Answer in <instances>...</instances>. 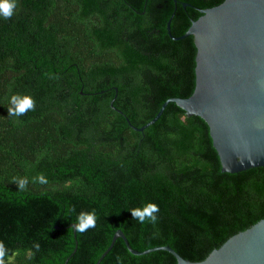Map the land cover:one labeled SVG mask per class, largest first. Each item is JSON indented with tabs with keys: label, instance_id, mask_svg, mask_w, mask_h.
Segmentation results:
<instances>
[{
	"label": "trees",
	"instance_id": "trees-1",
	"mask_svg": "<svg viewBox=\"0 0 264 264\" xmlns=\"http://www.w3.org/2000/svg\"><path fill=\"white\" fill-rule=\"evenodd\" d=\"M223 1L16 0L13 16H0L5 264H96L117 229L136 250L169 245L200 261L264 218V166L222 171L203 118L175 102L143 131L125 118L141 127L167 99L193 93L194 36L172 39L167 22L174 15L180 36L200 9ZM13 95L31 96L35 110L10 116ZM19 178L28 180L23 191ZM149 202L157 222L133 219L130 210ZM93 210L96 226L76 231L77 216ZM99 264L177 258L133 254L117 238Z\"/></svg>",
	"mask_w": 264,
	"mask_h": 264
},
{
	"label": "water",
	"instance_id": "water-1",
	"mask_svg": "<svg viewBox=\"0 0 264 264\" xmlns=\"http://www.w3.org/2000/svg\"><path fill=\"white\" fill-rule=\"evenodd\" d=\"M200 11L202 14L180 36L171 32L174 15L167 22L172 39L194 36L197 54L193 93L167 99L141 127L125 118L135 130L143 131L160 118L168 103L175 102L187 115L200 116L207 122L222 171L235 173L264 166V0H224ZM117 238L137 255L167 250L177 258V264H264V218L232 235L200 261L182 257L169 245L136 250L117 229L96 264Z\"/></svg>",
	"mask_w": 264,
	"mask_h": 264
},
{
	"label": "clouds",
	"instance_id": "clouds-1",
	"mask_svg": "<svg viewBox=\"0 0 264 264\" xmlns=\"http://www.w3.org/2000/svg\"><path fill=\"white\" fill-rule=\"evenodd\" d=\"M17 7L16 0H0V16L4 19H10L14 10ZM11 107L8 109V114L10 116H21L26 114L29 110H35V101L31 96L24 95H13L10 100ZM38 180L41 184L47 183L46 178L43 175L38 177ZM14 183L17 184L18 190L23 191L26 189L28 184L27 178H19L15 179ZM75 209L73 208L72 211ZM131 216L133 219L138 220L140 223H144L145 221H149L152 224L157 222V213L159 212V207L155 203H147L142 207L133 208L130 210ZM96 214L95 210L91 212H81L77 216V223L74 228L76 231L83 233L90 228H94L96 226ZM34 247L39 250V244H35ZM7 248L4 243L0 241V264H5V257L7 255ZM120 259L119 257L117 258Z\"/></svg>",
	"mask_w": 264,
	"mask_h": 264
},
{
	"label": "flooded vegetation",
	"instance_id": "flooded-vegetation-1",
	"mask_svg": "<svg viewBox=\"0 0 264 264\" xmlns=\"http://www.w3.org/2000/svg\"><path fill=\"white\" fill-rule=\"evenodd\" d=\"M126 5H127L128 7H130V5H129V4H127V3H126ZM123 8H124V7H123ZM126 13H128V12H126ZM72 47H73V49H71V51H70V52H71V53H74V51H73V50L76 48V45H75V43H74V46H72ZM77 81L79 82V78L77 79ZM81 92H82V91H81Z\"/></svg>",
	"mask_w": 264,
	"mask_h": 264
}]
</instances>
